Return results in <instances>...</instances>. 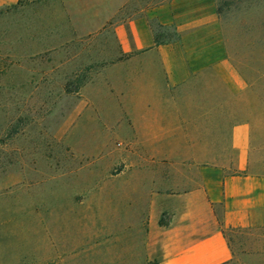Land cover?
Segmentation results:
<instances>
[{
  "label": "rangeland",
  "instance_id": "1",
  "mask_svg": "<svg viewBox=\"0 0 264 264\" xmlns=\"http://www.w3.org/2000/svg\"><path fill=\"white\" fill-rule=\"evenodd\" d=\"M34 11L28 3L0 9V264H160L149 224L170 214L154 206L158 195L189 187L197 163H212L203 155L227 143V125L250 119L255 146L264 147V0H125L83 42L91 65L77 73L62 63L64 49L42 47L43 33L26 30L41 23ZM138 19L172 50L123 55L116 28ZM165 54L198 73L161 97L182 122L178 142L153 144L121 93L139 75L164 86ZM91 74L102 105L68 121L72 95ZM146 113L142 106L138 115ZM225 233L229 264H264V227Z\"/></svg>",
  "mask_w": 264,
  "mask_h": 264
},
{
  "label": "crops",
  "instance_id": "2",
  "mask_svg": "<svg viewBox=\"0 0 264 264\" xmlns=\"http://www.w3.org/2000/svg\"><path fill=\"white\" fill-rule=\"evenodd\" d=\"M124 1L0 0V9L21 3L33 6L36 10L33 15L40 16L41 23L32 28L27 25L26 30L43 33V41H46L42 47L64 49L62 63L70 66L68 73H77L91 65L83 42L104 31L121 12ZM163 10L164 7L156 11L161 22ZM116 34L123 55L172 50L171 45L157 46L145 19L119 25ZM180 60L169 54L161 56L164 86L156 84L155 79L146 82L139 75L136 83H129L136 88L121 93L122 104L128 111L135 112L133 122L149 143L178 142L176 129L183 126L182 122L172 114L177 112L176 107L162 104L161 97L194 79L198 73L193 62ZM96 74H91L90 81L72 95L76 103L68 121L75 120L88 105H102L98 93L102 88ZM146 96L154 98L148 100ZM142 106H147L148 113L139 116ZM227 126L231 128L227 143H222L216 154L203 155L212 163H197L196 178L191 176L185 180V186L190 188L172 192L164 199L158 195L162 203L154 206L170 214L165 224L157 216L150 219L149 226L163 248L160 264H229L233 252L225 231L264 227V147L255 146L250 119ZM181 136L185 135L181 133ZM187 158L197 159L195 155ZM188 171L191 174L192 170Z\"/></svg>",
  "mask_w": 264,
  "mask_h": 264
}]
</instances>
